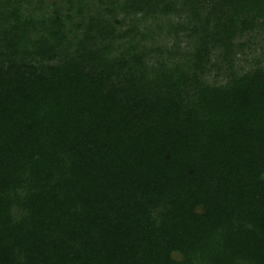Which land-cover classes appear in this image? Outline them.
I'll list each match as a JSON object with an SVG mask.
<instances>
[{
  "label": "trees",
  "instance_id": "obj_1",
  "mask_svg": "<svg viewBox=\"0 0 264 264\" xmlns=\"http://www.w3.org/2000/svg\"><path fill=\"white\" fill-rule=\"evenodd\" d=\"M0 264H264V0H0Z\"/></svg>",
  "mask_w": 264,
  "mask_h": 264
}]
</instances>
